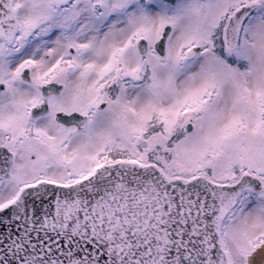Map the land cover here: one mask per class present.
I'll return each mask as SVG.
<instances>
[{"label": "snow or ice", "instance_id": "1", "mask_svg": "<svg viewBox=\"0 0 264 264\" xmlns=\"http://www.w3.org/2000/svg\"><path fill=\"white\" fill-rule=\"evenodd\" d=\"M0 264H264V0H0Z\"/></svg>", "mask_w": 264, "mask_h": 264}]
</instances>
